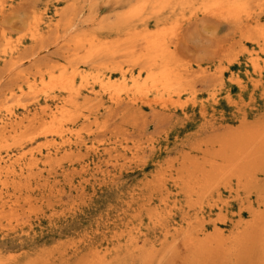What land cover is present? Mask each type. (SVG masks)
<instances>
[{"label": "rangeland", "instance_id": "rangeland-1", "mask_svg": "<svg viewBox=\"0 0 264 264\" xmlns=\"http://www.w3.org/2000/svg\"><path fill=\"white\" fill-rule=\"evenodd\" d=\"M96 2L0 0L5 8L0 12V115L5 96L18 93L21 85L17 72L7 76L10 65L4 52V36L13 44L18 39L23 42L25 64L22 70L30 77L39 78V82L41 75L51 71L59 73L71 64L84 67L82 64L88 62L86 56L91 50L89 44L80 45L76 52L78 58L65 60L68 51L75 49L77 44L69 42L74 36L71 35L57 45L55 28L62 31L72 14L87 7L85 15L92 16L89 23L94 21V31L97 26L101 28L97 33L99 37L114 38L118 33L113 28L115 15L119 16L126 5L113 0L105 8L99 5L100 0ZM100 7V14H96ZM202 8L189 7L171 15L176 22L171 32L177 31L170 37L175 51L177 49L175 63L191 74L187 77L193 95H183L184 108L179 102L172 110L158 109L157 115L141 105L123 106L117 111L109 95H103L98 101L90 97L94 116L91 122L80 123L86 145L74 147L66 157L61 153L60 162H54L51 173L45 171L31 179L16 195L15 199H19L15 206L17 212L0 219V260L9 259V264H86L96 251H108L111 264H264L262 247L254 241L237 245L225 259L215 258L209 262H198L184 246L181 247L186 232L200 223H204V231L208 234L220 228L231 237L252 219L253 211L258 210L260 195L257 192L248 199L244 192L238 194L221 189L201 210L190 205L187 196L172 181L164 185L159 183L167 167L174 165V169H178L180 161L193 152L200 141L224 134L230 127L238 126L244 116L248 120L264 118V76L261 78L254 73L248 54H239L243 48L259 50L258 46L247 42L246 32L241 31L239 24L211 14L208 17ZM107 13H110L108 17ZM35 16L39 18L35 32L46 38L33 48L28 29ZM260 19L264 24V10ZM233 40L238 42L232 43ZM110 46L115 48L109 55L102 54L92 63H86L85 70L92 72L88 87L98 77L116 80L120 71H127L129 76L145 72L144 65L135 63L133 56H122V44L111 43ZM223 46L228 48L225 50ZM43 48L46 50L31 60L32 53L43 51ZM218 55H222L221 59ZM39 94L38 100L44 104L48 96L59 94V90L51 87ZM28 98L26 103L32 104ZM20 131L23 133L16 140L22 137L29 144L32 137L40 139L32 148L46 142L41 139V129L37 125L29 124ZM6 148L7 145L4 150ZM12 148L15 151L16 148ZM9 215L18 219L13 228L8 225ZM177 243L180 248L176 247ZM135 245L143 249L133 252Z\"/></svg>", "mask_w": 264, "mask_h": 264}, {"label": "bare ground", "instance_id": "bare-ground-1", "mask_svg": "<svg viewBox=\"0 0 264 264\" xmlns=\"http://www.w3.org/2000/svg\"><path fill=\"white\" fill-rule=\"evenodd\" d=\"M112 1L100 0L99 5L103 4L102 6L107 8L109 2ZM115 1L125 3L126 6L119 16L118 13L115 15L116 22L113 28L118 33L114 38L108 40L99 37L97 33L101 28L97 26L94 31V21L89 23L92 16L85 15L87 7L72 14L67 26L62 31L58 27L55 28L57 45L71 35L74 36L69 42L73 41L77 44L75 49L68 51L64 59L72 60L75 59V56L78 58L79 54L76 52H79L80 45L88 43L91 49L86 56L88 62L81 63L84 67L71 64L68 68L63 67L59 73L51 71L48 74H43L40 82L38 81L39 78L30 77L22 70L25 64L23 62V42L18 39L13 44L9 38L4 36V52L10 65L7 76L17 72L16 75L21 79V85L18 93H9L2 101L4 110L0 115V219H5L8 217L7 214L16 211L15 206L19 204V199H15L16 195L22 192L31 179L36 178L45 171L51 173L54 164L60 162L58 156L61 153L64 152L63 157H66L74 147L86 145L80 123L82 121L91 122L94 116L90 105V97L98 101L103 95H109V100L117 111L123 106L135 108L141 105L147 106L157 115L156 111L158 109L162 111L172 110L179 106V102L181 103L180 107L184 108L182 104L183 95L190 97L193 93L188 82V77L191 74L185 72L175 63L174 58L177 49L175 51L170 39L172 34L177 32H171L176 24L171 15L176 14L178 11L183 12L189 7L202 6L203 11L206 12L205 15L211 14L216 18L231 20L239 24L242 27L241 31L246 32L247 42L259 48V50L243 48L239 54H248L249 63L254 73L261 78L264 76V24L261 23L260 19L264 10V0ZM96 4H98V0ZM0 8V12L3 13L5 10L4 5H0ZM99 10H102L101 7ZM98 11L95 13L100 14V11ZM108 15L110 13L105 14L107 17ZM34 19L28 29L33 48L41 44L46 38L44 35L35 32L39 18L35 16ZM61 32H64L62 36ZM111 43L122 44V56H133L135 63L144 65L145 72L131 73L129 76L127 71H120L118 79H100L98 77L97 81L88 87L90 85L88 79L92 72L85 70L86 63H92L94 59L97 60L102 54L109 55L112 49L115 48V46H110ZM231 45L233 46V44ZM65 47H69V45ZM45 50L32 53L31 60H34ZM70 51H73L74 54ZM217 57L221 59L222 55ZM222 73L223 71L220 72V77ZM207 78L209 79V77ZM78 79L80 84H78ZM202 81L208 82L201 79ZM211 81L209 82L212 85L213 81ZM51 87L57 88L59 94L52 97L48 96L47 99H50H46L45 103L41 104L38 100L39 93L41 90ZM83 90L87 91V94H84ZM28 97H30L32 104L26 103ZM32 106H35V108H32ZM172 115L175 114L172 113ZM29 124L37 125L41 129L39 135L41 139L46 141L44 145L40 144L32 148L33 143H38L40 140L36 137L28 140L29 144L26 143V139L22 140V137L16 140L23 133L20 130ZM218 128L216 129L218 130ZM216 129L214 130L217 131ZM98 136H101V134H98ZM102 138L104 137L102 136ZM5 145H7V148L4 150ZM12 146L16 148L15 151L12 150ZM92 149H95L94 151L98 150L96 148ZM192 151L180 161L178 169H174V165L167 167L161 174L159 183L164 185L166 182L172 181L175 187L180 188L187 196L190 205L198 207V209H201L207 203L206 201L221 189H229L238 194L244 192L248 199L252 193L257 192L260 195V206L256 211H253L251 206L252 219L238 228L237 232L231 237L226 236L220 228H215L213 233L208 234L204 231V223H200L190 229L191 231L186 232L181 247L184 246L185 251L194 255L198 262L202 260L209 262L215 258L218 260L225 259L227 255L234 252L237 245L245 242L252 243L254 241L259 243L264 252V118L248 120L244 116L238 126L230 127L224 134L217 135L211 140L200 141ZM73 173H76V171H73ZM165 203H167V200ZM22 213L24 212L22 211ZM12 215H9L8 225L13 228V226H16L13 223L18 219L15 216V220ZM178 239L180 240L181 237ZM176 247H179V245ZM132 249L133 252H138L143 249V246L135 245L132 246ZM145 258H149V256L145 255ZM7 260L9 259L0 260V264H9ZM86 264H111L108 259V251H96L90 262Z\"/></svg>", "mask_w": 264, "mask_h": 264}]
</instances>
